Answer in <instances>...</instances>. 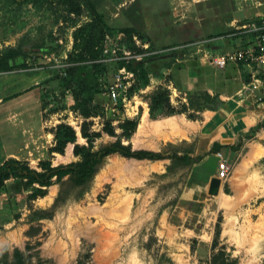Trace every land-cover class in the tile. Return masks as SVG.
<instances>
[{"label":"rangeland","instance_id":"obj_1","mask_svg":"<svg viewBox=\"0 0 264 264\" xmlns=\"http://www.w3.org/2000/svg\"><path fill=\"white\" fill-rule=\"evenodd\" d=\"M96 9L109 27L137 25L146 37L143 40L134 35L140 43L151 42L156 50L172 47L178 54L175 60H167L168 68L145 66L148 84L128 93L121 108L109 111L111 104L104 97L94 98L90 105L93 116L86 119L91 122V131L101 133L94 148L115 139L101 131L105 119L112 121L118 134L119 119L136 118L139 124L145 110L147 122L139 128L137 125L124 143L129 142L134 149L152 146L158 148L156 151L181 153L186 144L178 137L143 135L137 142L135 135L149 123L147 96L162 87L168 91L170 105L180 110L186 93L193 89L212 93L219 86L215 75L232 71L231 65L225 69L210 65L207 57L254 42L249 34L227 35L240 23L256 18L263 8L256 6L255 0H99ZM89 18L86 9L80 16L65 18L61 7L55 11L28 2L6 6L0 1V49L23 42L25 48H50L56 60L64 54L68 58L72 31ZM106 35L116 34L105 31L100 44ZM44 55L28 54L27 65H45ZM52 63L29 72H0V162L12 157L39 170L42 159L49 158L52 165L76 160L71 143L66 144L63 154H47L54 144L53 129L59 123L70 125L76 142L86 144L79 133L84 118L73 108L72 88L65 89L59 82L61 76ZM113 69L114 65H107L108 80ZM259 75L258 68H237L232 87L221 95L229 96L233 90L245 92L243 97L251 98L248 101L258 109L260 123L264 122V106L257 101L260 92L248 91L252 77ZM19 103L24 106L16 105ZM174 124L171 128L178 126ZM244 156L245 149L241 151V158ZM224 158L229 170L220 180L217 195L208 193L210 179L217 174V157L165 174L169 159L153 168L149 160L111 154L83 189L58 202V184L30 200L29 192H15L12 184L17 180L9 179L6 192L0 189V264H16L20 257L14 256L15 250L29 258L26 264H207L221 247L236 264H264V156L254 164L241 159L249 164L241 173L233 168L234 157ZM217 224L220 233L213 249Z\"/></svg>","mask_w":264,"mask_h":264},{"label":"trees","instance_id":"obj_2","mask_svg":"<svg viewBox=\"0 0 264 264\" xmlns=\"http://www.w3.org/2000/svg\"><path fill=\"white\" fill-rule=\"evenodd\" d=\"M3 5L10 6L12 4L31 3L36 8H49L55 11L61 7L65 12V18L71 14L74 16H80L82 11L86 9L90 12V18L87 22L78 25L72 31V52L68 54L69 62H77L66 68V75L61 76L59 82L65 89L72 88L74 105L76 110L84 120L79 126L80 136L85 140L86 144H79L76 142V134L74 129L65 123H59L55 125L53 129L54 144L47 149V154L51 156L52 153L63 154L64 148L67 143L72 144V154L77 157L76 160L69 161L67 163H60L52 165L50 159H42L39 161V170L31 168L26 162L9 157L0 163V189L6 192V185L9 179H16L12 188L15 192L28 191V199L32 200L37 196L41 197L45 195L46 188L58 184V191L55 198V202L67 198L75 191L83 189L91 180L93 175L98 170L99 165L103 159L111 154H118L125 158H132L135 160H161L169 159V164L166 166L165 174H173L179 168H184L193 165L201 160L206 154L194 155L191 147L184 148L181 153L172 152L167 153L164 151H152L145 149H134L131 147L128 141L131 134L135 131L138 124L136 118L129 119L123 118L118 120L117 128L120 129V133H115V127L112 125V121L105 119L101 125V131L108 136H113L115 139L108 143L101 145L98 148H94V141L100 137L99 131H91V122L86 119L93 116L90 110V105L94 101V98L98 95L104 97L102 89L100 87L99 77L106 72V65L90 62L98 58L100 49L98 44L103 37L104 32L110 34H116L118 32L123 33L121 42L124 45L136 51H142V49L135 46L132 37L138 35L139 38L145 39L140 27L137 25H130L122 28L109 27L103 18V15L97 11L96 6L99 0H0ZM54 7V8H53ZM258 18H253L250 21H257ZM242 23H240L241 25ZM213 36H209L208 39ZM148 42V41H147ZM23 42H19L15 47L7 46L0 49V72L11 71L26 66V58L28 54L34 52L49 53L50 48H44L37 46L36 50L25 48ZM98 45V46H97ZM245 45V44H244ZM153 48V44L149 42V49ZM172 48V47H168ZM76 51V52H74ZM178 52L170 51L160 55H154L151 57H145L141 61H131L128 63H117L115 67L125 65L128 70H131L138 75L136 78V84L133 85L128 93L132 94V91L143 89L148 84V68L145 66L153 65V69L157 66L164 65L166 68L169 66V61L177 58ZM159 61V63H154ZM167 61V62H166ZM228 65H231V73L215 75V80L218 83V87L209 93L206 89H193L186 93V103L180 107V110L174 109L170 105L168 99V91L162 87L157 88L151 92L147 98L148 115L151 119L157 117H163L175 113H184L188 119L197 120L200 118L199 114L203 110H217L221 108L223 101L219 98L220 91L226 90L228 87H232L233 76L237 68L243 66L242 62L227 63L221 69H225ZM237 67V68H236ZM58 74V73H57ZM56 74V75H57ZM59 75V74H58ZM244 78L249 79V75L245 74ZM229 90V89H228ZM106 99V98H105ZM107 100V99H106ZM121 108L119 102L117 108ZM264 127V122L257 123L255 126L249 129V131L243 134L244 138H251L257 130ZM241 146V139L235 145L231 146V149L237 150ZM221 145L213 144L209 153H216ZM208 154V153H207ZM10 190V189H9ZM7 188V191H9ZM20 190V191H19ZM11 191V190H10ZM219 224L215 226L214 241L212 248L217 245V238L219 237ZM224 247L217 253H213L207 264H236V260L225 257ZM15 257H20L16 264H26L29 258H24L21 252L15 250ZM77 264H82L78 262Z\"/></svg>","mask_w":264,"mask_h":264},{"label":"built area","instance_id":"obj_3","mask_svg":"<svg viewBox=\"0 0 264 264\" xmlns=\"http://www.w3.org/2000/svg\"><path fill=\"white\" fill-rule=\"evenodd\" d=\"M257 6L263 8L262 13L259 15L257 21H250L244 24H241L235 28V31L229 33L227 36H235L236 33L249 34L254 38V42L247 43L242 48L235 49L232 51H226L220 55H214L207 57V62L216 67L222 68L227 63H237L242 62L243 66L248 67V69H259L260 75L252 77V82L250 83L248 91L252 93L254 90H258L260 95L257 97V101L264 106V0H255ZM123 33L118 32L115 36L106 35L103 39L102 44H100V54L98 58L90 61L95 63H100L103 65H114L111 76L109 80L107 79V71L100 75L99 82L102 89V95L105 96L107 102L111 104V109L109 111H114L117 109V105L120 102L121 105H124L129 89L135 84L136 75L133 71L128 70L125 65L120 67H115L117 63H128L131 61H141L145 57H151L154 55H160L166 52L173 51L172 48H163V49H149V43L144 42L140 43V40L132 37V40L136 47L142 49V51L131 50L127 48L123 42ZM44 58L47 62L44 64L35 65L30 67L27 65L8 72L15 71H34L47 68L50 62H53L54 69H56L59 75H66V68L77 62H69L66 55L60 57V60L54 58V53L50 52L48 55L44 53ZM48 63V65H46ZM34 64V63H33ZM169 88V87H168ZM175 90L172 88L170 91ZM239 96H244L245 92L237 93ZM107 110V107H105ZM215 156L218 159L216 167V178L223 180L228 175L229 165L226 162L223 155L218 151L215 153Z\"/></svg>","mask_w":264,"mask_h":264},{"label":"crops","instance_id":"obj_4","mask_svg":"<svg viewBox=\"0 0 264 264\" xmlns=\"http://www.w3.org/2000/svg\"><path fill=\"white\" fill-rule=\"evenodd\" d=\"M260 14L261 13L257 15V18ZM243 39L245 40L246 38L243 37ZM244 40L242 43H244ZM234 78L235 76H233V79ZM224 91L220 92L219 94V98L221 101H223L221 108L217 110H203L199 114L200 118L197 120L187 119L182 114L164 116L163 118L160 117V119L157 121L149 119L148 117L149 123L147 127H145L137 135H133H135L137 142L139 139L138 136L142 137L143 135L152 137L160 136V138L166 137L167 139L178 137L179 139L184 140L186 146L183 147L182 150L184 148L191 147L193 156L206 153L199 162L193 164L194 167L207 161L209 157L215 160V153H209V150L213 144H219L221 147L218 151L223 155V157L226 156L228 160L234 157L235 165L233 168L237 173H241V171H243L246 166L249 164H254L255 159L264 156V150L261 149L264 147V127H261L259 130H257L252 138H244L243 134L259 123V119L257 118L258 115L255 112L258 109L257 107H254L250 101H248L251 98L239 96L237 94V90L235 92L233 90L231 93H229V96L224 94L225 97H223L221 94H223ZM234 93L236 100L233 98ZM222 98H224V100ZM21 104H25V102H21ZM21 104L19 103L16 105L24 106ZM252 110L254 111L251 112ZM171 122L177 124L178 126L176 128L169 127ZM157 124L159 127H156ZM155 128H157L158 131L162 128L163 129L162 131L157 132V129ZM171 131L173 133H171ZM239 139H241L240 148L237 150L231 149V146L235 145ZM140 149L152 151L158 150V148L152 146H143ZM243 149H245V156L241 158V151ZM255 153H257L256 156L252 155ZM239 159H249L251 162L246 164L243 162V160L240 161ZM4 160L5 158H2L1 162ZM160 161H164V159L153 161L149 160L148 162L151 167L157 168ZM17 248L20 247L18 246Z\"/></svg>","mask_w":264,"mask_h":264},{"label":"water","instance_id":"obj_5","mask_svg":"<svg viewBox=\"0 0 264 264\" xmlns=\"http://www.w3.org/2000/svg\"><path fill=\"white\" fill-rule=\"evenodd\" d=\"M220 188V180L216 177H212L209 182L208 193L211 195H217Z\"/></svg>","mask_w":264,"mask_h":264},{"label":"bare ground","instance_id":"obj_6","mask_svg":"<svg viewBox=\"0 0 264 264\" xmlns=\"http://www.w3.org/2000/svg\"><path fill=\"white\" fill-rule=\"evenodd\" d=\"M146 122H147V115H146V112L144 110V112H143V114H142V116L140 118V123L138 124L137 128H139L140 126H142ZM169 125H170L169 127H174L172 122Z\"/></svg>","mask_w":264,"mask_h":264}]
</instances>
